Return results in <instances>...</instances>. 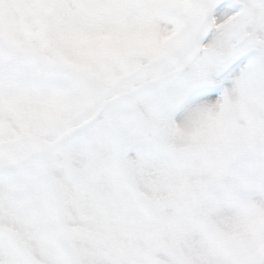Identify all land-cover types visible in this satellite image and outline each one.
Wrapping results in <instances>:
<instances>
[{
	"label": "snow or ice",
	"instance_id": "snow-or-ice-1",
	"mask_svg": "<svg viewBox=\"0 0 264 264\" xmlns=\"http://www.w3.org/2000/svg\"><path fill=\"white\" fill-rule=\"evenodd\" d=\"M0 264H264V0H0Z\"/></svg>",
	"mask_w": 264,
	"mask_h": 264
}]
</instances>
